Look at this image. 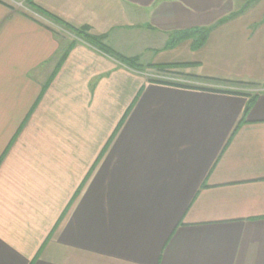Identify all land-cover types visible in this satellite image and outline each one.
<instances>
[{
  "label": "crops",
  "instance_id": "1",
  "mask_svg": "<svg viewBox=\"0 0 264 264\" xmlns=\"http://www.w3.org/2000/svg\"><path fill=\"white\" fill-rule=\"evenodd\" d=\"M0 264H264V0H0Z\"/></svg>",
  "mask_w": 264,
  "mask_h": 264
},
{
  "label": "trees",
  "instance_id": "2",
  "mask_svg": "<svg viewBox=\"0 0 264 264\" xmlns=\"http://www.w3.org/2000/svg\"><path fill=\"white\" fill-rule=\"evenodd\" d=\"M25 4L31 9L34 10L40 14H42L43 16H45L46 18L54 21L57 23V25L65 32H67L68 34L72 35L75 39L77 40H81L93 47H96L97 49H99L100 51L104 52L105 54L113 57L114 59H116L117 61H119L120 63L133 67L135 69H141L143 68L141 65H138L135 61L134 58H128V57H124L122 55H120L119 53L115 52L114 50H112L110 47H108L107 45H105L103 43L104 40V36L100 35V36H95L92 35L90 33L87 32V30L85 28H76L73 26L68 25L67 23L61 21L60 19L50 15L47 12H44L40 9L34 8L32 6L31 3H26ZM221 22V21H220ZM211 28L209 27H204V28H191V29H187V30H181V31H175L170 33L169 35V39L167 42V47H172L174 46L177 42L184 40V39H192V48L197 49L199 47H201L209 32H210ZM66 54V51L64 53V55L60 58V61L55 69V72L58 70V67L61 65L62 60L64 58ZM152 66V65H151ZM161 68V67H159ZM162 70V69H159ZM54 74V73H53ZM50 81V79H49ZM48 81V83H49ZM150 81H158V82H165L166 81H159V80H154V79H150ZM47 83V84H48ZM169 83V82H168ZM175 84V83H172ZM249 106L246 108L248 109Z\"/></svg>",
  "mask_w": 264,
  "mask_h": 264
},
{
  "label": "built area",
  "instance_id": "3",
  "mask_svg": "<svg viewBox=\"0 0 264 264\" xmlns=\"http://www.w3.org/2000/svg\"><path fill=\"white\" fill-rule=\"evenodd\" d=\"M10 1V0H9ZM12 2V1H11ZM13 3V2H12ZM17 8L22 9L23 11H25L26 13H29L30 15L33 16H37L36 13H34L25 3L24 1H19V2H14L13 3ZM48 23H50L49 21H47ZM61 31H63L62 29H59Z\"/></svg>",
  "mask_w": 264,
  "mask_h": 264
},
{
  "label": "rangeland",
  "instance_id": "4",
  "mask_svg": "<svg viewBox=\"0 0 264 264\" xmlns=\"http://www.w3.org/2000/svg\"><path fill=\"white\" fill-rule=\"evenodd\" d=\"M62 33L66 36L67 39H71L72 38V35L68 34L67 32L62 31Z\"/></svg>",
  "mask_w": 264,
  "mask_h": 264
}]
</instances>
